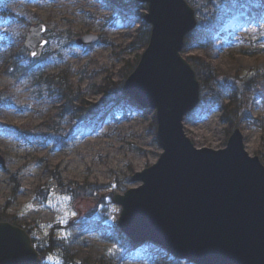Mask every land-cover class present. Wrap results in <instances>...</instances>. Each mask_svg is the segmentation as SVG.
<instances>
[{"label": "rangeland", "instance_id": "374dc122", "mask_svg": "<svg viewBox=\"0 0 264 264\" xmlns=\"http://www.w3.org/2000/svg\"><path fill=\"white\" fill-rule=\"evenodd\" d=\"M244 6L211 48L191 44L181 53L210 63L223 103L232 75L264 72V0ZM146 12L136 0H0V212L16 217L35 248L45 251L50 238L63 242L65 251L47 253L42 264H192L149 243L116 240L121 206L113 195L139 186L132 175L162 152L154 110L124 96L84 120L73 112L79 100L69 103L51 83L66 79L84 102L97 103L105 82L123 83L134 69L145 47L133 41L140 28L150 29ZM38 25L46 45L33 59L23 43ZM83 35L96 40L78 44ZM246 111L264 116V101L255 97ZM221 114L219 105L207 113L198 105L184 117L196 147H225L233 129L227 133ZM237 127L246 152L264 162V130L244 121Z\"/></svg>", "mask_w": 264, "mask_h": 264}, {"label": "water", "instance_id": "95a60500", "mask_svg": "<svg viewBox=\"0 0 264 264\" xmlns=\"http://www.w3.org/2000/svg\"><path fill=\"white\" fill-rule=\"evenodd\" d=\"M136 1L147 5L150 31L121 93L154 110L162 152L132 175L139 186L113 195L117 227L132 246L149 243L192 264H264V164L246 152L239 127L221 149L196 147L183 128L200 101L195 70L181 54L195 12L186 0ZM44 30L30 27L25 36L33 59L46 45ZM95 40L83 35L77 43ZM0 264H42L26 230L7 221H0Z\"/></svg>", "mask_w": 264, "mask_h": 264}, {"label": "trees", "instance_id": "16d2710c", "mask_svg": "<svg viewBox=\"0 0 264 264\" xmlns=\"http://www.w3.org/2000/svg\"><path fill=\"white\" fill-rule=\"evenodd\" d=\"M252 1L254 0H187L195 12L196 26L186 35L183 51L191 44H197L205 49L211 48L214 44V38L222 37L227 19L243 11L245 2L251 3ZM149 31V27L146 29L140 28L138 34L135 36L133 45L143 49L147 44ZM185 58L195 70L199 81L200 102L198 105L201 108V113H207L214 106L219 105L222 108L220 122L226 123L229 126L227 133L236 128L241 121L264 130V116L252 118L246 111L247 105L255 97H259L264 101V72L261 69L254 67L244 75H232L230 83L223 85V90L228 92L229 96L228 102L223 103L220 93L215 90L218 78L210 63L199 55L186 56ZM13 63L14 65L17 64L16 62ZM132 68H134L133 64L129 67V71ZM55 79L57 80L51 81V83L60 89L62 96L69 103L77 101V99L79 100L77 105H73V107L75 106L73 112H75L76 117L84 120H89L95 116L100 107H111L113 104H118L120 97H124L121 94L119 96L115 95V93L121 90V82L113 83V85L105 82L100 89L101 99L97 103H86L73 91L66 79L59 80L58 76ZM260 160L264 164L262 159ZM92 190L94 188L90 191ZM0 221H7L24 228L14 215L6 214L4 211L0 212ZM115 231L118 236L117 241L127 242L129 240L118 228H115ZM26 232L29 233L28 230ZM49 244L45 251L36 248L41 259L47 253L56 249L65 251L61 240L55 239L52 241L50 238Z\"/></svg>", "mask_w": 264, "mask_h": 264}, {"label": "bare ground", "instance_id": "6f19581e", "mask_svg": "<svg viewBox=\"0 0 264 264\" xmlns=\"http://www.w3.org/2000/svg\"><path fill=\"white\" fill-rule=\"evenodd\" d=\"M246 19H247V17H246Z\"/></svg>", "mask_w": 264, "mask_h": 264}]
</instances>
